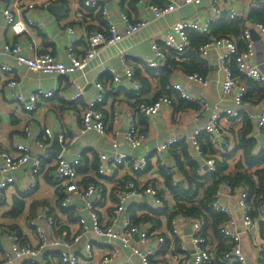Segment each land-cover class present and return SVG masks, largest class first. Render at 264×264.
<instances>
[{"label": "crops", "instance_id": "0c3cea01", "mask_svg": "<svg viewBox=\"0 0 264 264\" xmlns=\"http://www.w3.org/2000/svg\"><path fill=\"white\" fill-rule=\"evenodd\" d=\"M85 0H0V64L10 65L14 69V76L18 80L16 88L8 85L10 75H2L0 78V145L16 154L17 146L24 145L31 150L30 160L25 165L15 169L13 174L16 182L10 185L0 197V260L5 259V252L10 251L12 241L8 237L9 233H16L37 247L41 242L39 234L44 233L48 238L55 237L64 241H69V251L71 253L83 254L85 245H93L92 257L80 264H97L109 249L105 239L96 236L91 229H87L80 240H73L74 236L82 233L81 219H85L90 224L91 210L85 205L82 191L91 183L98 185L99 189L94 192L96 211L103 224H110L115 221L116 227L121 228L125 220L130 217L133 223L138 225V233L135 235L137 240L140 232L149 226L158 232L167 234L169 232L168 218L163 214L153 213L152 201L143 192L138 196L129 198L124 209L116 213L121 205L120 195L130 181H137L138 186L147 184L157 185L163 195L162 207L172 209L175 205V197L166 183V178L170 176L173 181L176 177L184 178L180 168L181 163L176 159L177 153L182 162L186 163L184 155L177 147L179 143L188 144L191 154L200 162L196 172L206 168L204 161L197 155V151L190 142L178 141L163 152H157V148L168 139L183 137L190 139L193 131L197 127L203 126L209 118L211 109L207 110L202 117L196 119L194 112L199 109L197 101H190L182 98L172 85L180 83L186 87L187 91L196 97H205L212 107L216 104L236 107L232 100H222L220 96V84L223 78V69L220 63L219 51L212 49L209 54L200 56L204 61V71L206 78L209 79V87L203 88L196 82L183 81L180 68L176 69L169 80L159 77L156 73L143 62L152 56L151 45L155 39L167 32L170 25L179 19H216L213 23L222 24L224 19H231L226 13L232 0H202L199 5H182L176 10L171 11L164 17L155 18L149 8V3L165 5L171 0H98L100 4L107 8L111 19L118 24L120 31L124 26L121 21V13L126 12L133 20L148 18L149 24L138 33L125 37L113 45H100L97 55L82 69H73L65 75L50 72H35L26 65L19 64L14 55L4 51L7 44L19 41L22 45L21 53L25 56H33L44 52H50L57 59L66 64H71L69 57V45L75 37V52L78 56L86 50L84 34L103 26L106 22L99 11H87L84 6ZM154 1V2H153ZM180 2L181 0H173ZM218 2L221 11L215 10L213 4ZM34 3V7L28 4ZM57 4L60 9H50V4ZM162 3V4H161ZM7 6H15V13L18 19L26 21L33 18L37 24L30 33L14 34L5 23L3 10ZM239 12L245 15L243 29L246 22L259 19H249L251 12L260 9L250 4L249 0L239 3ZM89 9V8H88ZM221 12V13H219ZM262 21V20H260ZM264 23V21H262ZM103 23V24H102ZM212 23V24H213ZM213 24V25H214ZM73 26L75 34L67 32V27ZM242 29V31H243ZM255 33L257 37H254ZM252 36L257 48V61L261 64L264 71V36L258 31L253 30ZM34 43V48L30 43ZM200 51V50H199ZM128 53L127 64L135 71L139 91L134 84L124 75L125 64L122 55ZM186 55V54H185ZM186 59V58H185ZM120 73L121 78L117 82L113 81L114 73ZM185 72V71H184ZM83 85V97L74 100L75 92L73 82ZM102 81L107 89L106 99L99 106L106 118L107 133L105 136L97 132H89L78 137L65 152L66 157L71 161L78 162V177L76 181L57 187L53 171L55 169V156L57 155L58 145L55 143L56 136L72 137L79 131L84 110L89 106L88 100L100 91L97 82ZM252 80L242 79L248 85V95L242 106V113L254 123L252 129L256 135L254 154L258 155L257 143L264 144V129L256 127L255 122L264 107V90L260 89ZM186 82V83H185ZM52 91V98L40 97L38 108L32 116H28L26 111L12 99L13 91H19L24 95H30L36 90ZM170 94L172 105H164L163 108L152 117L138 116L137 123L142 130L147 133L146 139L142 144L132 149L125 140L124 135L129 126V115L134 113L140 102H151L161 95ZM161 93V94H160ZM188 106H185V102ZM192 104V105H190ZM118 111V118L113 119V112ZM238 116V117H240ZM233 117L226 115L222 123L227 127L228 133L235 141V134L239 131V124L233 126ZM49 128L54 137L48 141L45 150L49 158L45 159L40 169H35L34 158L40 152L38 142L43 139L44 130ZM238 135V134H237ZM239 136V135H238ZM239 137L237 138L238 141ZM118 146L115 148L114 143ZM60 143V140H59ZM126 151L132 156L149 153L150 160L148 168L140 173L133 174L130 164L116 167L112 173L104 176L98 171L100 152ZM216 152H206V156ZM217 162L220 155L216 156ZM3 160L0 157V163ZM188 167V164H186ZM35 172L33 176L37 180V185L31 191L26 187L29 182L31 169ZM208 174V173H199ZM2 174L0 173V179ZM180 180V181H181ZM65 198H70L68 207H62L61 203ZM160 207V208H162ZM158 209V208H154ZM54 223L51 225L49 220ZM252 233H244L242 245L250 264H256L258 256L256 244L263 246L264 253V221L256 222ZM191 228L186 227L182 232L181 239L189 240ZM147 243L145 248L150 247ZM51 254V255H49ZM179 250L171 247L165 249L155 258L161 264H178ZM84 255V254H83ZM56 257V262L52 263L51 258ZM22 259L15 258L7 264H20ZM141 264L140 259L133 255L129 250H123L119 256L114 258L110 264ZM37 264H64L60 259L59 249L49 251L40 255ZM217 264H227L218 262ZM238 264V263H235Z\"/></svg>", "mask_w": 264, "mask_h": 264}, {"label": "built area", "instance_id": "2783aa9c", "mask_svg": "<svg viewBox=\"0 0 264 264\" xmlns=\"http://www.w3.org/2000/svg\"><path fill=\"white\" fill-rule=\"evenodd\" d=\"M17 1V0H16ZM243 0H232L227 14L231 19L245 18V15L239 12V3ZM250 4L255 7L264 6V0H249ZM202 0H181L175 2L169 1L165 5H156L149 3V8L152 11V15L155 18L166 16L173 10H176L182 5L194 4L199 5ZM84 6L90 9L98 10L104 21L106 27L103 29L89 30L84 34L86 42L85 52L78 56L75 52V44L77 39L74 37L69 45V57L71 64H66L62 60L57 59L50 52H44L35 54L33 56H25L21 53L22 45L19 41L12 44H7L4 51L15 56L19 64L26 65L30 70L35 72H50L59 73L61 75L67 74L73 69L84 68L98 52L100 45H113L121 41L125 37H130L142 29H144L150 22L148 18H142L140 20H133L128 13H121V21L124 26L123 31H120L118 24L113 21L108 14L107 8L103 7L98 0H85ZM215 10L221 11V7L218 6V2L213 4ZM28 7H34V3L28 4ZM15 6H7L3 10L6 25L12 29L14 34L30 33L37 24L33 18H28L26 21L18 19L15 13ZM221 13V12H219ZM216 19L206 18L200 21L199 19H179L175 21L168 28L167 32L160 35L155 39L151 45L152 56L146 58L143 62L150 68L158 69L163 67L170 58L174 57L178 61H183L184 56L187 53L190 45L191 38L189 33L191 31L198 32L200 34H210L211 25ZM67 32L70 34H77L73 26L67 27ZM256 30L264 36V23L260 20H252L246 22V25L239 36L234 35H222L220 37H212L206 43L200 47V53L203 56L209 54V51L216 49L219 51L220 63L223 69V78L220 84V96L222 100H232L236 107L228 105L210 106L205 97H196L189 93L186 87L180 83H174L172 88L178 92L182 98L197 101L199 103V109L194 112L196 119L202 117V115L209 109L211 113L208 121L201 127H197L190 139H184L183 137H177L168 139L165 143L161 144L157 148V152L161 153L170 145L178 141L190 142L197 155L202 158L206 168L199 170V173H212L216 169L217 159L216 156L219 153H213L212 156L204 153L199 136L205 134L210 138V141L216 148L228 147L232 138L230 137L227 127L222 123L223 118L228 115L233 118L240 116L242 113V106L248 95V85L242 82V79L252 80L260 89L264 90V71L261 69V62L257 61V48L252 36V31ZM31 48H34V43L31 42ZM128 53L122 55V60L125 64L124 75L134 84V87L139 91V84L135 76L134 69L127 64ZM264 64V60H263ZM183 76V81L196 82L203 88L209 87V79L199 73H186L183 70L180 71ZM2 75H10L8 85L12 88H16L18 80L14 76V69L7 64H0V78ZM121 78L120 73H114L113 81L118 82ZM185 82V83H186ZM75 92L73 95L74 100H79L83 95V85L74 81ZM97 86L100 91L91 101L88 100L89 106L84 110L82 115V122L77 133H74L72 137L66 138L60 136L59 140L62 145V149L55 156V169L53 171V177L55 178L57 187L69 184L76 181L78 177V162H71L65 155V152L69 146L80 136L89 132H97L99 135L105 136L107 133V122L102 109L96 105H101L106 99L107 89L102 81L97 82ZM54 93L52 91H43L41 89L36 90L30 95H24L19 91H13L12 99L16 101L28 116H32L33 112L38 108L40 97L52 98ZM172 98L169 95H161L157 99L151 102H141L137 105L134 113L129 115V126L124 135L126 144L132 149L138 148L142 142L146 139L147 133L140 128L137 123L138 116L152 117L156 115L164 105H172ZM118 118V111L113 112V119ZM254 118L251 115V119ZM256 127H264V107L262 112L256 119ZM252 134V135H251ZM249 136L256 138L253 133ZM54 134L49 128L44 130L43 139L38 142L40 152L36 154L33 165L35 169H40L45 159L49 158V154L45 152L48 141L52 140ZM118 143H114L116 148ZM18 152L12 154L0 145V157L3 162L0 163V173L2 178L0 179V197L4 196L5 190L16 182V176L13 171L30 160L31 150L24 145L17 146ZM257 150L259 152L264 150L263 143H257ZM100 159L99 173L101 175H108L112 171L127 162L130 164L131 172L133 174L140 173L148 168L150 154H142L138 156H132L126 151H114V152H100L98 153ZM35 170L32 168L30 172V178L26 187L27 191H31L37 185V180L33 176ZM181 180V177H176L173 181L174 185H177ZM99 189L98 185L91 183L82 191V197L85 199V205L91 210L90 224L85 219H81L82 227L85 230L74 236L73 240H80L83 233L87 229L98 237L105 239L104 242L109 246L102 259L97 264H110L114 258L119 256L123 250H129L133 255H136L141 264H161L158 261H154L160 253H162L168 247L179 250L178 264H217L218 262H226L227 264H250L243 245L242 236L244 233L251 234L252 229L256 222L264 221V196L262 195L256 204H252L250 192L244 185L234 186L228 182L220 183L212 195V206L215 211L224 213L227 217L223 221L219 228L223 236L227 239L229 248L224 250L221 255L217 254V244L212 242L210 238L204 235V219L200 216L184 217L180 216L176 219L173 229L169 230L167 234L153 230L152 227H148L140 232L137 240L135 235L138 233V225L133 223L132 219L128 217L124 225L121 228H117L115 221L110 224H103L99 214L96 211L95 200L93 199L94 192ZM140 192H143L152 201V207H162L163 195L157 185L147 184L144 186H138L137 181L133 180L127 183L125 190L120 195V206L115 211L118 213L124 209L125 202L134 196H138ZM70 198H65L61 206L68 207ZM51 225L54 223L52 219L49 220ZM186 227L191 228L189 240L181 239L182 232ZM8 237L11 239L12 244L10 251H6L5 259L0 260V264H7L15 258L22 259L23 263L20 264H37V261L41 254L54 251V248L59 249L60 259L64 264H80L85 263V260L92 257L93 245L87 243L83 254L71 253L68 249L70 246L69 241H64L59 238L48 237L41 233L39 234L40 243L37 247L31 243L24 241L23 237L16 233H9ZM177 242V244L175 243ZM150 243L151 246L145 248V245ZM258 256L256 264H264L263 246L256 244ZM51 255V254H49ZM52 263L56 262V257L51 258ZM133 264V263H127Z\"/></svg>", "mask_w": 264, "mask_h": 264}, {"label": "trees", "instance_id": "16d2710c", "mask_svg": "<svg viewBox=\"0 0 264 264\" xmlns=\"http://www.w3.org/2000/svg\"><path fill=\"white\" fill-rule=\"evenodd\" d=\"M133 1L136 4L140 2L139 0ZM86 9L87 11H98L90 8ZM249 19L264 21V6L251 12ZM213 24L211 25V32L208 35L200 34L195 31L189 33L191 45L183 61H178L172 57L163 67L151 69L155 74L159 73V77L166 78V80H169L171 74L178 68L186 73H199L204 75V61H202L199 54L200 47L212 37H220L229 34L239 36L244 26L243 21L239 19H224L222 24ZM103 27L104 25L95 27V29H103ZM253 85L255 84L253 83ZM167 94L170 96L168 92ZM137 98V103H141V97L137 96ZM184 102L185 106H188L186 101ZM232 119L233 126L239 124L240 128L237 132L239 136L235 134V141L230 143L228 147L221 149L216 148L210 141V138L205 134L199 136L204 153L216 152L220 155L216 169L212 173H197L196 170L200 162L191 154L189 145L183 143L177 145L179 149L176 150H181L180 152L183 153L186 160V163L182 162L179 158L180 155H178L181 153H177L176 160L181 163L180 168L184 178L177 185H172V178L170 176L166 178V183L169 185L175 197V205L172 209L168 207L152 209L153 213L167 216L170 230L173 229L176 219L180 216L202 217L204 219V235L210 238L213 243L216 242L218 255H221L224 250L229 248L227 239L223 236L219 228L220 224L225 221L227 216L222 212L215 211L212 206V195L219 184L228 182L234 186L244 185L249 189L250 197L253 199L251 200L252 204H256L259 198L262 195L264 196V150L258 155H255L253 152L256 144L255 137L249 136V134L253 133L252 129L254 123L245 114ZM262 129H264V127ZM238 137L239 139L237 141ZM186 164H188L189 168L186 167ZM175 243L177 244V242Z\"/></svg>", "mask_w": 264, "mask_h": 264}, {"label": "water", "instance_id": "95a60500", "mask_svg": "<svg viewBox=\"0 0 264 264\" xmlns=\"http://www.w3.org/2000/svg\"><path fill=\"white\" fill-rule=\"evenodd\" d=\"M49 8L50 9H60L61 7L59 6V5H57V4H50L49 5ZM254 34V37L256 38L257 37V35L255 34V33H253ZM55 143H57V145H58V149H57V153H59L60 151H61V149H62V145H61V143H59V136H56L55 137Z\"/></svg>", "mask_w": 264, "mask_h": 264}]
</instances>
